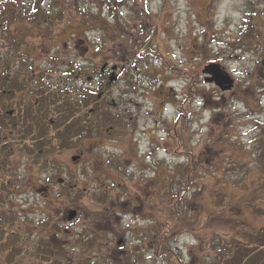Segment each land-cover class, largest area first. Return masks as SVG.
<instances>
[{"label":"rangeland","instance_id":"374dc122","mask_svg":"<svg viewBox=\"0 0 264 264\" xmlns=\"http://www.w3.org/2000/svg\"><path fill=\"white\" fill-rule=\"evenodd\" d=\"M212 61L230 89L205 78ZM41 69L52 90H102L118 120L0 166V264H46L32 250L53 231L69 264H210L236 227H264V0H0V70L35 90Z\"/></svg>","mask_w":264,"mask_h":264},{"label":"trees","instance_id":"16d2710c","mask_svg":"<svg viewBox=\"0 0 264 264\" xmlns=\"http://www.w3.org/2000/svg\"><path fill=\"white\" fill-rule=\"evenodd\" d=\"M139 6L143 16L144 7L141 3ZM38 11L40 13L41 7L37 9ZM20 12V14L15 13L13 8L10 9V12L6 11V14H10L7 18V24L11 34L7 38L12 44H16L13 48L17 47L18 42L11 38L18 34L14 33L12 26L16 21H22L25 18L21 17L22 10ZM97 16L91 13V18L99 17V19L102 18L103 21H106L103 17ZM90 19L89 21H91ZM139 20L140 34L146 32V27H143L142 17H139ZM107 22L105 23L108 24ZM148 33L146 35H149ZM140 45H142L141 42L135 46V49L138 47L137 51L139 47H142ZM100 73L102 74V72ZM46 74L48 71L45 69H41L37 73L38 87L32 90L26 79L21 78L19 71L11 73L0 70V133L9 139V142L0 150L2 169H11L9 166V163L13 162L11 156L19 150L26 149L30 154L37 151L39 154L44 149L46 151H51V148L65 149L73 146L74 141L79 138L99 135L109 126L114 127L113 122L118 120L111 107L107 105L106 95H102V90L96 92V89H85L83 93L77 95L66 92L62 86L60 90H52L50 89L51 85L47 83ZM60 91L64 92L62 98L59 95ZM33 92L37 93L33 94ZM175 132L173 131V133ZM262 154L264 173V152ZM0 171L4 175V178L0 175V180L4 185H7L9 182L8 173H5L4 170ZM193 175L194 172H191L189 176L185 177V181H192ZM180 191H176L171 198L165 197V203L168 201L169 206H171L172 201V206L169 208H173V203L177 205L176 202L181 198ZM160 223L164 225L166 236L169 237L174 224L170 223L169 220ZM243 226V224L239 225L233 234L224 237V242L216 254V260L210 264H264V227L258 231H251L248 228L249 224L246 223L245 228ZM139 229L147 230L148 228L139 227ZM53 232L41 235L39 243L36 249L32 250V253L38 257L39 261L43 260L46 264H69L66 257L68 255L67 249L63 242L56 239ZM15 235L18 236V233L14 230L7 240L3 241L8 244L7 248L2 251L7 261L13 254H22L24 248L23 240L15 237ZM161 237L164 235L161 234ZM159 245L161 247L160 243ZM77 263L84 264L81 261ZM38 264L43 263L39 262ZM87 264H98V262L88 260Z\"/></svg>","mask_w":264,"mask_h":264},{"label":"water","instance_id":"95a60500","mask_svg":"<svg viewBox=\"0 0 264 264\" xmlns=\"http://www.w3.org/2000/svg\"><path fill=\"white\" fill-rule=\"evenodd\" d=\"M203 71L207 74L208 81H214L222 90H227L233 85V77L225 70L220 63L216 61L209 62L204 67ZM78 155H73L72 158H77ZM77 213L75 208L71 209L68 218L72 219Z\"/></svg>","mask_w":264,"mask_h":264}]
</instances>
